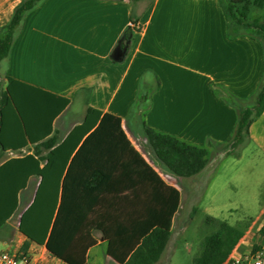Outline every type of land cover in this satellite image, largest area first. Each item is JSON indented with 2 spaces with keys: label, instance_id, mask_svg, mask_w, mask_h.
Wrapping results in <instances>:
<instances>
[{
  "label": "crops",
  "instance_id": "obj_1",
  "mask_svg": "<svg viewBox=\"0 0 264 264\" xmlns=\"http://www.w3.org/2000/svg\"><path fill=\"white\" fill-rule=\"evenodd\" d=\"M21 1L0 0V28ZM263 73L261 42L251 35L228 37L219 0H42L26 13L1 63L0 97L11 78L14 97L67 99L69 104L52 122L57 143L83 122L89 108L120 118L130 148L120 144L123 156L116 159L121 167L112 177L96 178L106 184L99 194L106 200L102 210L118 215L111 226L125 231L117 239L122 248L136 246L141 231L164 228L169 221L171 235L155 263L168 264L174 250L163 258L174 231L184 229L180 183L199 179L167 172L148 147L143 124L206 149V171L227 157L222 145L237 120L235 108L218 95V88L247 99ZM142 100L136 109L134 103ZM129 118L135 119L136 129ZM246 145L264 158V111L251 124ZM16 212L0 229V250L21 254L25 238L18 232ZM246 219L227 222L243 232L233 253H255L256 246L264 258V237L258 232L264 204L254 219ZM94 237L86 264H119L108 255L103 235L96 232ZM124 253L120 249L118 257ZM26 254L36 264H66L33 243Z\"/></svg>",
  "mask_w": 264,
  "mask_h": 264
},
{
  "label": "trees",
  "instance_id": "obj_2",
  "mask_svg": "<svg viewBox=\"0 0 264 264\" xmlns=\"http://www.w3.org/2000/svg\"><path fill=\"white\" fill-rule=\"evenodd\" d=\"M41 1L22 0L9 22L0 28V66L9 55L26 13ZM219 3L227 36L251 35L261 42L264 54V0H219ZM257 11L261 13L255 16ZM249 29L253 33L247 32ZM7 81L8 86L0 97V159L7 153L18 155L0 162V229L17 211L20 192L27 188L30 178L37 177L33 199L21 213L17 227L25 238L21 254H26L33 243L44 246L51 256L66 264H86V253L96 244L94 234L99 232L108 243V255L119 264H155L169 241L170 222L164 228L141 231L136 246L122 248L117 239L125 231L111 226L118 215L102 210L106 200L99 194L104 192L106 184L96 178L112 177L121 167L116 159L123 156L120 144L130 148L121 119L89 108L83 122L57 143L52 122L69 101L61 97L50 100L14 97L10 87L16 82L11 78ZM218 95L237 113L233 132L222 145L231 154L247 144L251 124L264 111V73L258 89L247 99L235 98L219 88ZM143 135L155 159L175 177H194L207 166L204 148L145 124ZM176 208L177 203L170 218ZM258 232L264 237V224ZM200 235L199 251L191 264H224L243 238L241 230L211 216L204 218ZM120 249L125 253L118 257ZM257 250L254 246L253 251Z\"/></svg>",
  "mask_w": 264,
  "mask_h": 264
},
{
  "label": "rangeland",
  "instance_id": "obj_3",
  "mask_svg": "<svg viewBox=\"0 0 264 264\" xmlns=\"http://www.w3.org/2000/svg\"><path fill=\"white\" fill-rule=\"evenodd\" d=\"M259 13L261 12L257 11L255 16ZM253 31L247 30L249 33ZM137 104L134 103V106ZM128 122L136 129L135 119L129 118ZM25 153L26 151L23 152ZM17 155L7 153L0 162ZM196 178L199 179L198 183L189 179L180 183L184 202L180 215L184 229L174 231L173 240L163 258L167 259L174 250L168 264H191L193 256L199 251L200 232L206 216L230 224L240 220L245 222L246 218L254 219L264 204V158L249 145H244L227 154V157H221L220 161L211 163ZM37 184V177L30 178L27 188L21 194L22 205L16 215L19 216L31 202ZM255 228L256 226L253 230Z\"/></svg>",
  "mask_w": 264,
  "mask_h": 264
},
{
  "label": "built area",
  "instance_id": "obj_4",
  "mask_svg": "<svg viewBox=\"0 0 264 264\" xmlns=\"http://www.w3.org/2000/svg\"><path fill=\"white\" fill-rule=\"evenodd\" d=\"M0 264H36L28 254H13L0 250ZM224 264H264V258L258 252L236 255L231 253Z\"/></svg>",
  "mask_w": 264,
  "mask_h": 264
},
{
  "label": "water",
  "instance_id": "obj_5",
  "mask_svg": "<svg viewBox=\"0 0 264 264\" xmlns=\"http://www.w3.org/2000/svg\"><path fill=\"white\" fill-rule=\"evenodd\" d=\"M20 216H21V214H20Z\"/></svg>",
  "mask_w": 264,
  "mask_h": 264
}]
</instances>
